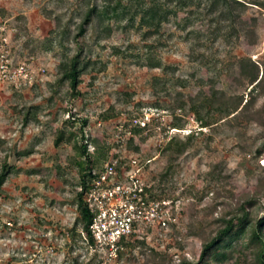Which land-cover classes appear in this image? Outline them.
Listing matches in <instances>:
<instances>
[{
  "label": "rangeland",
  "instance_id": "374dc122",
  "mask_svg": "<svg viewBox=\"0 0 264 264\" xmlns=\"http://www.w3.org/2000/svg\"><path fill=\"white\" fill-rule=\"evenodd\" d=\"M236 1L246 7L232 23L206 0H189L182 9L159 0L163 19L152 27L142 24L134 5L117 17L92 16L76 39L86 13L115 0H0L14 58L33 56L46 69L38 84L21 92L0 86V169L4 160L11 168L0 193V264L197 262L217 218L251 199L264 203V150L257 155L264 146V79L250 85L253 63L258 80L264 73V0ZM75 54L86 67L80 95L72 99L68 84L57 80L59 64ZM197 104L214 116L202 130L193 116ZM224 106L236 111L225 116ZM147 107L162 110L165 124L180 120L191 132L176 136L188 147L173 162L165 146L157 147L154 131H133L131 148L115 145V124ZM106 112L111 118L103 120ZM67 118L87 120L85 136L125 161L151 160L143 171L147 184L171 162L163 186L178 198L176 222L145 231L114 261L89 251L80 224L71 234L79 177L70 160L81 122L65 126ZM235 249L217 264H252L248 251L237 252L240 243Z\"/></svg>",
  "mask_w": 264,
  "mask_h": 264
},
{
  "label": "trees",
  "instance_id": "16d2710c",
  "mask_svg": "<svg viewBox=\"0 0 264 264\" xmlns=\"http://www.w3.org/2000/svg\"><path fill=\"white\" fill-rule=\"evenodd\" d=\"M158 1L159 0H115L114 6L108 4L103 10L95 7L84 16L83 22L78 28L75 38L77 39L84 36L86 26L91 22L92 16L96 15L101 17L103 15L112 14L117 17L118 13H122V15L129 13L134 5L138 8L135 15H141L142 24L152 27L156 21L160 22L163 19L162 14L164 11L160 8L159 5L161 4H158ZM162 1H164L163 4L165 6H169V4L174 2L180 9L189 5V0ZM206 1L207 3H210V7L219 11L220 19L223 18L227 21L230 20L231 23L235 22L240 16L239 12H241V9L246 7L242 2L236 0ZM133 18L134 16H131V19ZM82 61L80 55L75 54V56L71 57L67 62L59 64L61 76L57 80V85L67 83L72 99H75L80 95L78 90V87L81 84L80 76L86 67L85 64L82 65ZM155 67H161V64H156ZM258 76L259 68L253 63L250 70V85H253L252 88L258 86L261 80L264 79V73L260 80H258ZM210 109H207L205 105L202 106L199 104L193 109L194 119L199 122L201 128L209 127L214 123H211L214 120V116L213 113L210 112ZM219 111H224L225 116H229L236 111V108L229 111L226 110V106H224L220 108ZM109 118H111L109 112L102 115L103 120ZM76 122H81L79 127L80 136L75 135L73 138L75 156L70 160V165L75 167L79 177L76 188L77 190L73 200V203L78 208L79 217L76 219L70 233L74 235L77 225L80 224L81 231H83V233L89 238V226L92 221V213L84 201V195L89 189L93 173L99 172L103 163L107 160L109 148L98 146L97 144L92 143L89 137L86 138L84 130L87 125V120L67 118L63 124L65 126L69 124L75 125ZM172 126L177 129H183L180 120L174 122ZM136 132L137 134L142 133L141 130H137ZM63 138L64 132L61 130L58 132V135L54 140L55 145L58 146ZM191 138H194V135H192ZM90 142L94 146L93 153H89L88 151V144ZM132 142L133 140H129L128 142L130 148L132 147ZM187 147L188 142L182 141L175 136L165 145L164 152L169 153L170 161L173 162L185 152ZM262 150H264V146L260 150H257V155L260 154ZM171 162L160 174L158 181L150 184L151 197L154 199H171L173 201L178 199L171 197L170 194L167 193L166 187L163 186L164 180L171 174ZM10 169L7 160H4L0 169V193L10 174ZM248 206H259V208H257V212L254 213L251 209H248ZM258 213H260V215ZM215 225V229L202 241L201 253L197 262H186L182 260L178 264H217L228 258L232 251H236L235 246L238 243H240V249L237 252L241 255H246V252L248 251L252 257V264H264V203L260 204L256 199H251L249 202H243L234 212H229V214L217 218L215 220ZM131 241H123L121 243L122 250L118 253L119 257H122L124 248L126 249L131 246Z\"/></svg>",
  "mask_w": 264,
  "mask_h": 264
},
{
  "label": "built area",
  "instance_id": "2783aa9c",
  "mask_svg": "<svg viewBox=\"0 0 264 264\" xmlns=\"http://www.w3.org/2000/svg\"><path fill=\"white\" fill-rule=\"evenodd\" d=\"M45 73V66L37 64L33 56L14 58L6 21L1 20L0 86L21 92L38 84ZM163 113L157 108L147 107L140 114L118 122L114 127L117 132L115 145H127L129 140H133V131L141 130V134L145 135L154 131L157 147L162 150L178 134L191 133L165 124ZM97 126L101 128L102 122L98 121ZM88 151L94 152L91 142ZM112 151L113 148L99 172L93 173L89 189L84 195V201L92 213L89 238L79 231L89 251L102 253L107 261L118 258L123 241H131L148 230L167 229L175 223L178 206L177 200L151 197L150 184L143 178L144 168L151 160L142 162L131 156L125 161Z\"/></svg>",
  "mask_w": 264,
  "mask_h": 264
}]
</instances>
